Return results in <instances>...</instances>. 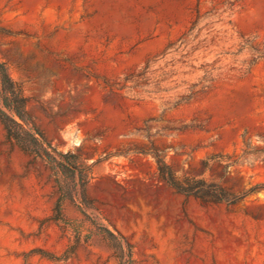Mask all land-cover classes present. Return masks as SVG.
<instances>
[{"label":"rangeland","instance_id":"obj_1","mask_svg":"<svg viewBox=\"0 0 264 264\" xmlns=\"http://www.w3.org/2000/svg\"><path fill=\"white\" fill-rule=\"evenodd\" d=\"M0 60L47 140L91 165V205L63 203L88 239L63 259L52 171L0 122V264H121L99 224L132 264H264V188L203 204L149 144L178 175L264 184V0H0Z\"/></svg>","mask_w":264,"mask_h":264},{"label":"trees","instance_id":"obj_2","mask_svg":"<svg viewBox=\"0 0 264 264\" xmlns=\"http://www.w3.org/2000/svg\"><path fill=\"white\" fill-rule=\"evenodd\" d=\"M147 70H144L143 74ZM0 122L7 140L16 144L21 150L46 161L54 176L58 198L54 205L51 219L73 230L74 238L62 255L63 259L71 256L77 246L88 239L82 235V226L75 225L63 215V203L74 200V188H77L78 202L90 206L87 184L91 179V165L79 154L57 150L47 140L43 132L35 125L27 110V98L19 83L12 79L5 62L0 60ZM156 161L158 177L175 191L197 198L203 204L236 203L248 195L264 188L257 183L239 192H233L218 182L209 181L195 175H178L165 161L161 144L149 140ZM85 215V214H84ZM98 234L105 240L115 258L121 264H132V244L126 236L116 230L99 224Z\"/></svg>","mask_w":264,"mask_h":264}]
</instances>
